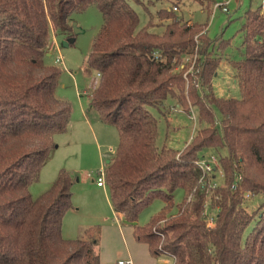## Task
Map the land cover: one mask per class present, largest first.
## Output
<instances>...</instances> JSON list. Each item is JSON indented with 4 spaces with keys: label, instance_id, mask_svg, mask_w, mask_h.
I'll return each mask as SVG.
<instances>
[{
    "label": "trees",
    "instance_id": "1",
    "mask_svg": "<svg viewBox=\"0 0 264 264\" xmlns=\"http://www.w3.org/2000/svg\"><path fill=\"white\" fill-rule=\"evenodd\" d=\"M196 1L207 15L211 12L214 0ZM131 2L143 4L0 0V264H116L100 262L99 233L92 227L73 238L62 235L64 214L72 206L74 178L69 172L60 169L36 197L29 189L56 146L54 135L66 131L71 111L56 96L60 69L46 62V53L53 35L72 29L70 12L90 4L100 10L103 23L86 58L99 72L89 102L118 132L104 166L113 209L134 226L138 241L154 256L171 258L170 264H264L261 5L245 10L238 29L241 57L227 59L240 96L224 98L211 87L220 56L207 23H189L172 8H160L159 17L171 21L152 31L149 27L158 25L152 14L140 26ZM187 53L197 55L189 71L188 64L179 66ZM168 97L188 113L196 110L199 127L181 149L157 145L158 121L148 106L158 108ZM208 150L224 169L223 185L211 186L212 173L199 181L201 170L194 160ZM176 189L183 198L171 212ZM245 191L263 197L255 210L245 207ZM155 197L162 198L163 206L145 224H136L139 212ZM205 205L215 212L212 227Z\"/></svg>",
    "mask_w": 264,
    "mask_h": 264
},
{
    "label": "rangeland",
    "instance_id": "2",
    "mask_svg": "<svg viewBox=\"0 0 264 264\" xmlns=\"http://www.w3.org/2000/svg\"><path fill=\"white\" fill-rule=\"evenodd\" d=\"M240 1L241 3L238 5L237 0H230L228 12L216 8L213 12L211 9L212 14L210 12L208 15L196 0H142L143 4L131 2V5L139 16L140 26L144 25L148 21L149 15L152 14L153 22L158 24L149 27L152 31H160L171 21L170 18L159 17L158 10L160 8L169 9L176 6L177 9L172 8V10L177 17L181 16L183 19L190 17L194 21L206 22L208 36L217 38L215 53L220 56L219 65L211 80L212 91L218 97L229 98L240 96L233 69L227 59L241 57L242 36L238 29L244 20V12L248 8L254 9L261 5V11L264 14V0ZM227 18L229 20L225 22ZM192 20L189 19L190 22ZM69 21L75 25H72L71 30L55 35L58 41V50L52 49L51 55L45 57L47 63H51L60 69L56 96L70 105L69 124L66 131L54 135L56 146L43 163L38 179L30 185V193L33 197L38 196L49 187L60 169L66 170L74 178L71 188L74 198L73 200L71 198V201L77 209L72 214L65 212V218L62 220V233L72 235V237H64L79 236L86 229L92 227L90 229L97 230L99 233L98 253L100 262L117 264L118 259L128 261L130 260L127 255L129 252L133 256L131 259L135 264H156L157 261L153 260L147 250V245L135 238L134 226L125 222L123 218L117 219L114 215L106 199V194L109 197L106 184L99 188L95 186L98 171L104 168L106 161L113 155L117 145L118 132L116 127L113 124L103 122L96 116L97 113L94 110L90 113L87 112V109L84 110V116L88 122H81L77 118L81 114L80 110L88 107L86 95L79 93H82L85 88L90 91L98 79L96 70L87 64L86 58L103 23L102 13L94 4H91L80 11L72 10L69 14ZM227 38L230 39L229 43L224 41ZM67 40L70 43L68 45L63 44V41ZM58 55H60L61 60L55 61L54 59ZM184 55L182 54L181 58ZM191 60L195 63V55ZM204 87L201 88V91L207 92ZM148 109L157 117L158 147L165 144L181 149L199 127L195 117V108L192 107L188 113L173 97L165 99L164 104L158 108L148 106ZM182 198L183 191L176 189L173 192L174 206L171 212L176 211V204ZM261 198H263L261 195H256L246 200L245 207L247 210H255L262 200ZM163 204L164 201L161 197L153 198L139 212L136 224H145L152 214L160 210ZM115 224L120 226V230Z\"/></svg>",
    "mask_w": 264,
    "mask_h": 264
},
{
    "label": "built area",
    "instance_id": "3",
    "mask_svg": "<svg viewBox=\"0 0 264 264\" xmlns=\"http://www.w3.org/2000/svg\"><path fill=\"white\" fill-rule=\"evenodd\" d=\"M230 0H214L212 3V12L213 10H215L216 8H219L220 10H222L223 12H228ZM173 9H177L176 6L172 7ZM211 12V14H212ZM189 23H191L190 21H188ZM195 40L197 41V38L195 36ZM52 46V43L49 44V47ZM157 52H155L156 54ZM188 54H190V56H188ZM193 55H195V58L197 57L196 53H187L184 55V57H182L180 59V64L179 66H184L186 64L190 65L189 68L186 69V71L191 70V68L193 67L194 62H192L193 60L192 57ZM195 60V59H194ZM56 61H60V57H56ZM185 71V72H186ZM185 75V73H184ZM96 76L99 77V72H96ZM195 165H197L199 167V169L201 170V175L199 178V181H202L205 178V175L207 173H212L213 177L211 179V186H217V185H223L224 184V178H225V173H224V169L221 166L218 157L216 156V154L207 151L205 152L201 157L197 158L194 160ZM236 167V166H235ZM236 178H240V174L235 173ZM96 183L97 185H101L104 186L105 185V181H104V168H102L101 170L98 171L97 176H96ZM232 188L234 190L237 189V185L236 182L232 183ZM243 200H248L251 197V192L250 191H245L243 194ZM204 214H205V218L207 221V225L208 226H214L215 224V212L214 213H209L208 208L204 207ZM118 263H122V260L118 261ZM127 264H133L131 260L126 261Z\"/></svg>",
    "mask_w": 264,
    "mask_h": 264
},
{
    "label": "crops",
    "instance_id": "4",
    "mask_svg": "<svg viewBox=\"0 0 264 264\" xmlns=\"http://www.w3.org/2000/svg\"><path fill=\"white\" fill-rule=\"evenodd\" d=\"M241 3V1L240 0H237V4L239 5ZM91 5V4H90ZM189 19H191L192 20V18H187L186 20H188L189 21ZM227 20H229L228 18L226 19V21L225 22H227ZM193 21V20H192ZM224 22V23H225ZM206 31H207V28H206ZM50 43H52V46H50L49 47V51H47V53H46V56H50L51 55V51H52V49H54V48H56L57 49V45H58V41L56 40V37H55V35H53L52 36V39H51V42ZM58 50V49H57ZM60 55H58V56H56V57H59ZM56 57H55V61H56ZM61 60V59H60ZM80 95L81 94H85L86 95V97H87V108L86 107H84V108H82V110H80V115H78V119L81 121V122H88V120H87V118L84 116L85 114H84V110H86L87 109V112L88 113H90V111H95L96 113H97V111L90 105V102H89V91H88V89L87 88H85L83 91H82V93H79ZM81 109V108H80ZM71 114V113H70ZM96 116H98V113L96 114ZM68 124H69V122H68ZM70 125H71V122H70ZM45 165V164H44ZM77 180V179H76ZM95 186L96 187H104V186H101V185H97V183H96V179H95ZM73 198H74V196H72V200H73ZM106 199H107V202L110 204V206H111V209H112V211L114 212V215H116V217H117V219H120L121 220V218H122V216H121V214L120 213H118V212H116L114 209H113V207H112V205H111V203H110V200H109V197H108V194H106ZM77 208L74 206V205H72L68 210H67V212L69 213V214H72L73 212H75V210H76ZM66 212V213H67ZM66 213L64 214V217L63 218H65V215H66ZM116 225V224H115ZM117 226V225H116ZM124 226V225H123ZM74 227H75V225H74ZM119 227L120 226H117V228H118V230H120L119 229ZM61 231H62V227H61ZM119 232V231H118ZM62 235L63 236H66V237H72V235H66V234H63L62 233ZM99 249V248H98ZM147 250L149 251V253H150V255L153 257V260H155V261H157V263L156 264H170L171 262H172V259L171 258H169L168 256H154L151 252H150V250L148 249V246H147ZM128 259H130L131 261H132V255H130V253L128 252ZM128 259H126V260H128ZM120 260H122V263H118V261H120ZM133 263V262H132ZM117 264H127L126 263V261H124V259H118L117 260ZM133 264H135V263H133Z\"/></svg>",
    "mask_w": 264,
    "mask_h": 264
},
{
    "label": "water",
    "instance_id": "5",
    "mask_svg": "<svg viewBox=\"0 0 264 264\" xmlns=\"http://www.w3.org/2000/svg\"><path fill=\"white\" fill-rule=\"evenodd\" d=\"M71 25H75L74 23L73 24H71ZM70 43V41H63V44H65V45H68Z\"/></svg>",
    "mask_w": 264,
    "mask_h": 264
}]
</instances>
